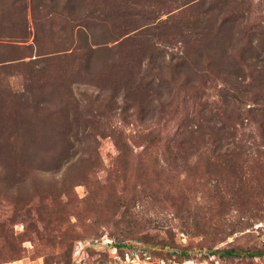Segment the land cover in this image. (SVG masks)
<instances>
[{"label":"rangeland","instance_id":"1","mask_svg":"<svg viewBox=\"0 0 264 264\" xmlns=\"http://www.w3.org/2000/svg\"><path fill=\"white\" fill-rule=\"evenodd\" d=\"M43 1L71 16L51 17L35 37L29 22L26 37H0V264H264L220 252L264 247L263 113L237 132L249 156L235 173L214 176L195 154L183 162L163 140L136 137L181 131L184 113L220 110L232 87L255 88L264 105V0ZM194 4L218 17L226 8L232 48L252 39L254 59L235 67L236 83L198 60L197 87L147 69V53L195 57ZM179 196L203 223L176 213Z\"/></svg>","mask_w":264,"mask_h":264},{"label":"trees","instance_id":"2","mask_svg":"<svg viewBox=\"0 0 264 264\" xmlns=\"http://www.w3.org/2000/svg\"><path fill=\"white\" fill-rule=\"evenodd\" d=\"M49 7L43 0H28V2L26 0H16L6 5L5 2H1L0 37L24 38L28 34L29 23L32 30L34 29L33 36L35 37V32L43 31L46 21L54 20L51 17L56 16L62 19L71 16L68 13L65 17L63 10H59L55 4L52 5V10ZM207 8L203 10L200 5L194 4L192 9H195L197 13L194 12V16L191 15L188 18L192 31L191 36L193 37L190 44L194 47L195 57H190L191 55L188 51L182 53L174 61H165L164 58L156 59L151 56V53L146 55L148 57L146 62L147 69L158 72L161 75L164 71L163 68L166 67L168 75L165 79L171 81L173 87H175L179 79L175 75L182 77V84L178 82L180 86L186 83L188 86L197 87L196 85L194 86L191 80L192 76L195 75L199 81H202L203 73L199 71V63L206 70L209 67L208 64L212 66L215 64L218 70L215 73H219V78L234 84L237 77L232 79L230 75L233 73L234 75L235 73L238 74L241 62H249L254 59L252 39L250 37H245V42L238 43L236 47L232 48V40L235 34L233 29L236 23L233 18L229 17L230 14L226 8L221 6L217 9L221 12L219 17L213 12V7L212 9ZM69 10L73 11V8L70 6ZM4 18L9 19L10 22L5 23ZM66 20L70 22V20ZM244 27L240 33L245 31ZM83 37H86V35H83ZM196 60H198L197 65L195 63ZM236 66L238 69L235 68ZM181 68H187V71H182ZM208 72L212 73L211 69ZM252 83L250 82V85ZM254 90L255 88L252 87V90L249 89L248 93H244V91H239L236 87H232L231 90L225 89L224 99L222 100L224 106L220 110L215 108L211 112L209 109L208 113L205 114L204 111H201L203 110L201 108L200 111L190 117L184 113L185 116L180 119L181 131L164 139L160 132L151 131L139 134L136 137L142 138L146 146L154 145L163 140L165 149L169 151L168 147L175 148L172 154L173 157H177L183 162L191 161L193 154H195V157L204 163L207 173L214 176H218L221 170L224 169L235 173L242 162L248 160L249 156V152H247L248 146L236 140L237 132L250 129L251 122L255 120L256 111L259 110L260 113L264 114V105L259 102L260 94ZM146 97V100L149 101L148 95ZM243 98L251 101L252 106L256 105L253 108L255 111L249 109V106L243 110L240 106L238 108L234 107V102H241ZM158 104L162 107L163 102L158 99ZM141 107L143 105H140ZM145 109L147 110L146 107ZM191 121L194 122V128L189 126ZM121 146L126 147V142H121ZM188 150L191 153L190 155L185 154V151ZM212 186V190H215L216 185L213 184ZM219 192L220 190L217 189V203L221 206L224 201ZM176 199L178 200L175 206L176 213H179L180 217L190 218L194 223H203V216L194 211L195 207L192 208V211L189 209L185 196H179ZM118 246L121 245L118 244ZM220 252L226 256L262 257L264 256V247L253 250L228 248L221 249Z\"/></svg>","mask_w":264,"mask_h":264}]
</instances>
